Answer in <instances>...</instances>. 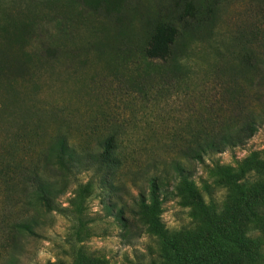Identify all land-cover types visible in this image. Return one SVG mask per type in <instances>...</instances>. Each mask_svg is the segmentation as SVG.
Masks as SVG:
<instances>
[{"label": "rangeland", "instance_id": "374dc122", "mask_svg": "<svg viewBox=\"0 0 264 264\" xmlns=\"http://www.w3.org/2000/svg\"><path fill=\"white\" fill-rule=\"evenodd\" d=\"M173 1L126 0L119 12L123 0H0V167L25 169L14 179L0 175V253L14 217L37 223V234L12 236L11 264H213L218 249L234 246L218 227L246 231L253 237L247 263L264 264L263 220L247 210L221 214L238 199L264 211V118L245 146L194 162L192 185L206 209L181 179L152 213L134 200L154 163L179 148L175 134L194 135L203 119L238 123L264 113V69H243L233 44H223L240 26L244 37L254 26L264 34V0H181L211 6L213 18L179 40L181 51L191 42L183 62L151 63L147 18ZM258 50L263 58V42ZM59 135L84 162L50 211L35 202L29 174L56 178L49 146ZM111 135L121 166H85ZM121 210L137 226L130 233H141L131 242L122 238Z\"/></svg>", "mask_w": 264, "mask_h": 264}, {"label": "trees", "instance_id": "16d2710c", "mask_svg": "<svg viewBox=\"0 0 264 264\" xmlns=\"http://www.w3.org/2000/svg\"><path fill=\"white\" fill-rule=\"evenodd\" d=\"M123 2L116 9L119 12L125 7L126 0H123ZM213 14L214 11L211 6L206 4L197 6L194 3H183L181 0H174L165 7L160 8L158 12L153 13L152 17H148L146 21L147 30L144 39L145 57L151 63L171 62L179 64L183 62L185 56L188 54L191 42L189 40L185 41L186 46L184 51L178 49L177 43L182 39L184 33H193L202 26V22L210 21L213 18ZM262 20L264 22V15L262 16ZM180 25H183L184 30H180ZM246 28L245 26H240L223 44L231 42L235 50L234 57L237 63L243 69H251L256 72L259 68L264 69V57H260L258 50L260 43H264V34L261 27L254 26L252 27L251 36L244 37L243 32ZM214 48L221 51L219 45ZM262 114L264 113H261L258 117L251 113L246 119L238 123H234L230 119L226 121L224 119H203L200 121L201 129L194 135L185 137L182 133L175 134L173 139L175 143H180L179 148L177 147L173 155L168 160L166 159L164 163H154L153 173L147 179V188L139 189L134 200L136 199L144 212L152 213L158 206L164 204L165 200L172 194L175 182L181 179L186 186L189 197L206 209L207 206L204 203L203 196L192 185L195 172L194 162L204 163L206 156L220 154L230 148L245 146L257 133L261 120L264 118ZM49 147L56 159V163L51 165V168L55 171L56 178L41 182L38 180L40 174L31 172L29 174V183L35 192V202L41 203L47 209L53 211L57 208L56 202L58 198L67 192V178L69 174L81 168L84 160H81L76 148L69 144L66 135H59ZM119 148L118 137L111 135L99 146V152L91 154L87 158L88 162L85 166H96L97 169L102 168V170L105 167L109 169L121 166L122 160L119 156ZM0 160L3 161L5 159L1 157ZM3 166L0 167L2 168L0 169V175L4 179H6L5 176H11L14 173L21 177V170H25L22 166L10 168ZM9 169H13V173L9 171V174ZM111 185L114 186V184ZM149 197H151V201L153 200L152 203H148ZM19 204H21V201H18L15 205ZM125 206L129 208L128 203ZM227 208L239 213L237 216L244 215V212L247 210L250 214L256 215L264 222V211L250 209L248 204L241 199L235 201L231 206H229V203H226L222 206L221 211ZM0 212V215L3 217L2 214L5 212V209L0 210ZM217 213L221 215L225 211L221 214H219V211ZM116 217L124 226L122 238L131 242L132 239L141 236V233H130L131 228L137 226L129 221V219H125L123 210L119 211ZM36 226L37 223L34 220H27L24 217H14V220L2 230L1 249H3L4 255L0 253V264H11L10 261H7V248L12 236L20 231L35 235L37 234L35 231ZM218 230L222 234H231L234 246L230 247L227 251L218 249L213 264H248L246 257H249L253 253V237L240 229H222L221 231L220 227H218ZM197 260V258H192L191 262L199 264ZM185 264H190V262L185 261Z\"/></svg>", "mask_w": 264, "mask_h": 264}]
</instances>
